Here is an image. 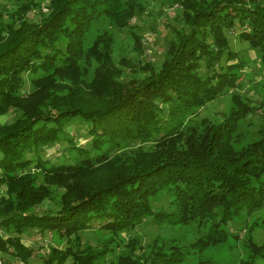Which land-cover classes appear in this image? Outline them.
I'll use <instances>...</instances> for the list:
<instances>
[{
	"label": "trees",
	"instance_id": "obj_1",
	"mask_svg": "<svg viewBox=\"0 0 264 264\" xmlns=\"http://www.w3.org/2000/svg\"><path fill=\"white\" fill-rule=\"evenodd\" d=\"M14 1L7 18H0V116L13 111L12 119L0 121V185L6 193L0 196V226L61 235L88 226L122 230L149 217L156 224L202 229L184 244L152 241L139 253L132 237L115 263L177 264L186 256L201 258L204 250L228 240L229 222L242 211L264 209V128L253 139L240 140L239 124L257 106L234 91L247 61L227 35L237 28L236 37L264 62L262 0H169L181 7L185 26L172 27L157 68L136 61L144 74L131 66L122 72L118 63L129 62L115 58L114 35L99 25L128 24L144 10L140 1L48 0L45 11L38 0ZM31 7H37V18L28 17ZM129 35L141 50L140 35L132 28ZM39 70L44 73L32 76ZM23 73L43 94L30 106L19 102ZM225 93V111L195 116ZM73 116L87 122L86 145L63 129ZM59 140L65 142L64 160L40 155V147ZM31 167L46 175L87 176L97 168L113 175L85 186L78 199L54 212H37L25 205L38 189ZM160 193L169 195L164 209L150 201ZM259 224L264 217L247 227L244 253L235 264L264 260V242L249 234ZM8 247L13 258L27 264L30 249L18 233H0V258L6 264ZM110 250L106 245L66 253L52 248L38 264H62L67 255L69 264H93Z\"/></svg>",
	"mask_w": 264,
	"mask_h": 264
},
{
	"label": "rangeland",
	"instance_id": "obj_2",
	"mask_svg": "<svg viewBox=\"0 0 264 264\" xmlns=\"http://www.w3.org/2000/svg\"><path fill=\"white\" fill-rule=\"evenodd\" d=\"M38 1L40 2V10L45 11L48 0ZM138 1L141 2L144 10L140 14L134 15L128 24L118 27L104 21L99 22L100 26L114 35L113 55L115 58L124 57L129 62L128 65L118 63L124 73H128L131 66L137 73L144 74L146 72L145 68L137 66L136 61H139L140 65L144 61H149L153 68H157L163 58L166 39L172 35V27L185 26L181 19V7L177 3H171L169 0ZM262 1L264 2V0ZM15 4L14 0H0V18L5 20L8 12L15 7ZM27 14L29 18H37L39 14L37 13V7H31ZM129 28L140 35V44L136 45L142 46L141 50H139V47L133 46ZM236 32L237 28L235 27L228 32L229 44L233 49L240 50L239 55H243L247 62L240 71L241 76L234 91L240 92L252 104L257 106L256 110L248 113L239 124L240 140L245 142L257 135L258 128H264V62L260 61L257 52L253 48L236 37ZM62 44L61 41L58 42L59 46H62ZM43 73L39 70L32 76L38 77ZM198 73L204 75V68H199ZM23 79V86L19 90L20 104L30 106L34 102L42 100V90L34 87L30 75L23 73ZM228 104L226 93L222 94L220 97L207 102L196 112L195 116L200 117L202 113L213 114L216 111H225ZM12 114L13 111L11 112L9 109L7 113L0 116V121L12 119ZM86 125V121H79L76 116H73L64 123L63 129L68 132L76 143L86 145V141L90 140ZM62 144H65V142L61 140L53 141L38 150L43 157L61 161L67 157L66 151L61 148ZM27 155H34V152H27ZM29 169L35 175L33 183L38 189L29 195L30 198L25 201V205H29V209H34L37 212H54L61 208L65 201L78 199L85 186L102 182L113 175L112 170L105 168H97L87 176L76 173L68 176L52 173L46 175L39 169L32 167ZM1 195L6 197L3 185H0ZM168 199L169 195L167 193H160L156 198H151L150 201L154 208L164 209L167 207ZM261 217H264V209H256L251 212L242 211L238 219H232L229 222L228 240L218 245V248H207L200 253L201 258L186 256L184 261H179L177 264H196L198 259H203L198 264H235L237 258L244 253L243 243L246 242L247 227L253 219L259 220ZM202 231V229L190 224L174 226L156 224L149 217H145L141 223L131 228L122 230L110 231L88 226L77 232L61 235L53 234L48 229L38 231L28 227L16 231L12 227L4 228L2 225L0 226L1 234L18 233L21 241L30 249L27 264H38L45 261L52 248L66 253L68 250H80L84 246L95 248L100 245L109 246L111 250L105 252L104 256L96 259L93 264H115L125 254L126 242H129L132 237H135L138 241L134 251L139 253L146 243L166 240L176 245L184 244L198 236ZM249 234L256 243L264 242V224L255 226ZM7 251L9 253L7 257L13 259L12 249L8 247ZM70 260V255H67L62 264H69ZM49 264L56 263L51 261ZM255 264H264V260L258 259Z\"/></svg>",
	"mask_w": 264,
	"mask_h": 264
},
{
	"label": "built area",
	"instance_id": "obj_3",
	"mask_svg": "<svg viewBox=\"0 0 264 264\" xmlns=\"http://www.w3.org/2000/svg\"><path fill=\"white\" fill-rule=\"evenodd\" d=\"M0 264H6V263L0 258ZM9 264H24V262L20 258L14 257L13 259H11Z\"/></svg>",
	"mask_w": 264,
	"mask_h": 264
}]
</instances>
